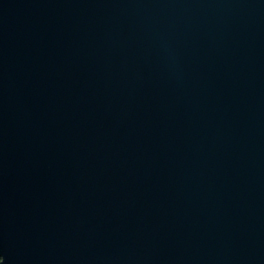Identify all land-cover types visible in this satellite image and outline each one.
<instances>
[{"label": "water", "instance_id": "1", "mask_svg": "<svg viewBox=\"0 0 264 264\" xmlns=\"http://www.w3.org/2000/svg\"><path fill=\"white\" fill-rule=\"evenodd\" d=\"M0 264H264V0H0Z\"/></svg>", "mask_w": 264, "mask_h": 264}]
</instances>
